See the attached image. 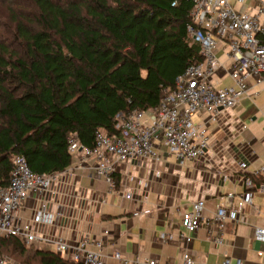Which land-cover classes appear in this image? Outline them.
Segmentation results:
<instances>
[{"label":"trees","instance_id":"trees-1","mask_svg":"<svg viewBox=\"0 0 264 264\" xmlns=\"http://www.w3.org/2000/svg\"><path fill=\"white\" fill-rule=\"evenodd\" d=\"M191 0H0V184L13 156L51 173L72 161L69 138L92 145L119 114L158 103L202 59L188 33ZM255 176V175H254ZM260 180L261 177H253ZM23 264H85L0 234ZM87 264V263H86Z\"/></svg>","mask_w":264,"mask_h":264},{"label":"crops","instance_id":"crops-1","mask_svg":"<svg viewBox=\"0 0 264 264\" xmlns=\"http://www.w3.org/2000/svg\"><path fill=\"white\" fill-rule=\"evenodd\" d=\"M217 47L225 55L221 42ZM219 59L222 64L212 74V82L223 86L221 82L229 77L230 84L233 83L225 69L229 58L225 55L224 59ZM250 82L249 93L241 95L235 105L221 109L217 119H210L205 109L193 114V121L206 124L209 137L207 148L197 159L180 163L158 139L155 147L159 157L119 161L111 186L105 176L96 174L91 166L80 167V150L73 152L71 163L54 183L57 192L47 202V207L55 210L58 200L62 201L64 210L60 224L40 228L55 231L66 239L85 234L103 239L100 252L104 264H141L151 256L161 262L181 264L183 241L179 232L185 229L180 217L191 209V202L203 197V214L213 221L215 209L226 194L232 192L233 204L240 202L245 189L242 174L246 170L253 173L264 165V85ZM92 159H89L90 164ZM239 161L246 163V170L240 168ZM254 175L262 179L264 170ZM129 190H133L132 197L124 194ZM37 202V195L32 193L19 207L22 222L30 220ZM239 218L227 223L221 242L215 243L210 238L205 222L189 230L192 264H218L225 256L230 264H236L238 257L242 259L241 264H264V242L254 234L255 226L264 227V191L253 190ZM210 229L215 231L216 222H212ZM160 231H170L173 237L162 240L158 236ZM31 244L56 251L54 242L37 239ZM115 250L129 261L122 262L113 254ZM60 255L72 258L66 252Z\"/></svg>","mask_w":264,"mask_h":264},{"label":"built area","instance_id":"built-area-1","mask_svg":"<svg viewBox=\"0 0 264 264\" xmlns=\"http://www.w3.org/2000/svg\"><path fill=\"white\" fill-rule=\"evenodd\" d=\"M188 33L201 44L200 60L189 63L178 74L174 86L167 88L158 103L151 110L132 107L126 113L119 114L116 126L120 131L109 133L101 128L95 132L92 145L81 144L71 135L69 149L80 150V167L89 165L95 173L103 174L113 186V171L119 161L136 157L158 158L156 140L160 139L181 163L186 159H197L208 146L209 137L204 122L192 119L199 109L208 111L210 119H217L221 109L235 105L244 93H249L251 82L264 85V0H191ZM223 44L225 55L230 62L226 71L233 83L216 86L212 80L218 66L222 63L215 54V47ZM93 162L89 163V159ZM10 179L0 184V234H13L25 244L40 239L54 242L55 250L61 254L68 253L75 260L85 264H104L100 249L103 239L87 234L78 238L66 239L59 233L48 232L41 225L60 224L64 206L57 202V209L47 207L50 196L57 190L54 183L62 176V170L51 173L35 171L22 153L13 156ZM241 169L246 170V163L239 161ZM264 165L253 173L246 170L242 174L245 189L240 202L230 201L232 192L225 195L213 214V221L203 214L204 199L193 200L191 209L180 217L185 230L179 232L183 241L181 264H192L193 255L188 243L192 240L189 230H194L203 222L208 225L209 236L216 243L223 240L222 231L228 222L239 221L244 205L250 202L254 189L264 191V176L255 181L254 174H261ZM64 171V170H63ZM159 175V171H156ZM36 194L38 202L30 220L22 222L18 214L30 194ZM126 197L133 196V190L126 191ZM212 222H216L215 231H211ZM255 236L264 242V227H254ZM162 240L172 238V232L160 231ZM94 245L95 247H92ZM113 254L127 263L129 260L115 250ZM238 257L236 264H241ZM0 264H7L0 258ZM141 264H171L161 262L156 256L146 258ZM218 264H230L225 256Z\"/></svg>","mask_w":264,"mask_h":264},{"label":"rangeland","instance_id":"rangeland-1","mask_svg":"<svg viewBox=\"0 0 264 264\" xmlns=\"http://www.w3.org/2000/svg\"><path fill=\"white\" fill-rule=\"evenodd\" d=\"M0 33H1V35H7L8 34L7 30L4 28L3 23H1V22H0ZM215 54L218 55V57H220L221 59L225 58V55H223V50L218 48V47H215ZM221 84L223 86L230 84L229 77L224 78L223 81L221 82ZM3 258H4V260H6L7 264H23V263H19V261L16 260L14 257L8 256L7 254H4Z\"/></svg>","mask_w":264,"mask_h":264}]
</instances>
